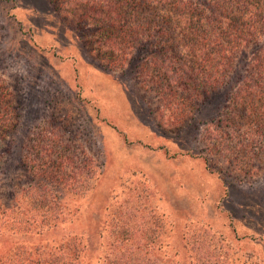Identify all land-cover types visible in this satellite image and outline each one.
<instances>
[{"label": "rangeland", "instance_id": "rangeland-1", "mask_svg": "<svg viewBox=\"0 0 264 264\" xmlns=\"http://www.w3.org/2000/svg\"><path fill=\"white\" fill-rule=\"evenodd\" d=\"M64 7L50 0H0V87L20 110L40 109L26 127L10 131L8 147L18 152L22 140L30 144L43 119L75 149H101L102 172L84 196L63 195L64 222L38 233L0 226V256L16 245L54 244L85 232L101 260L110 245L128 246L110 236L118 225L134 237L131 248L140 249L157 246L150 231L164 230L159 244L178 264L206 262L195 254L198 247L225 252L231 263L264 264V156L252 162L251 174L210 158L201 134V121L214 115L209 107L200 110L201 121L168 126L156 116V93L139 83L131 65L105 69L99 60L107 51L93 44V27L82 28L69 13L72 5Z\"/></svg>", "mask_w": 264, "mask_h": 264}, {"label": "trees", "instance_id": "trees-1", "mask_svg": "<svg viewBox=\"0 0 264 264\" xmlns=\"http://www.w3.org/2000/svg\"><path fill=\"white\" fill-rule=\"evenodd\" d=\"M50 1L72 5L69 13L77 23L93 27V44L107 51L99 60L105 69H135L139 83L156 93V116L168 126L178 128L195 117L201 121L200 110L209 107L214 115L201 121V134L210 158H224L235 170L250 173L252 162L264 156V0ZM14 98L0 87V226L38 233L67 219L63 195L84 196L91 189L102 172L103 154L79 146L76 151L43 119L30 144L22 140L20 151L10 149V131L26 127L40 110L33 105L20 110ZM150 232L157 246L131 248L129 230L114 226L110 236L130 248L110 245L101 260L92 255V235L78 232L54 244L16 245L0 256V264H178L159 244L164 230ZM189 245L187 237L191 257ZM194 252L198 259L204 254L206 262L188 264H235L209 247Z\"/></svg>", "mask_w": 264, "mask_h": 264}]
</instances>
